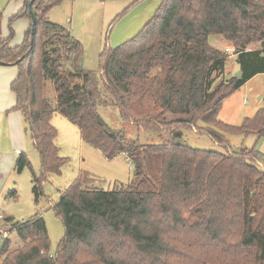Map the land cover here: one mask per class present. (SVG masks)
Wrapping results in <instances>:
<instances>
[{
    "label": "trees",
    "instance_id": "obj_1",
    "mask_svg": "<svg viewBox=\"0 0 264 264\" xmlns=\"http://www.w3.org/2000/svg\"><path fill=\"white\" fill-rule=\"evenodd\" d=\"M64 1L25 0L15 16L31 20L24 43L0 44V62L18 67L11 85L15 110L40 156L41 173L32 177L36 203L49 176L68 162L51 123L55 114L76 125L106 159L127 156L134 177L128 186L104 191L87 188L88 179L97 180L81 176L54 205L65 229L56 255L38 216L12 226L22 245L13 248L7 236L0 264H264L263 155L245 148L194 149L183 140V131L198 123L224 148L228 134L264 137V106L240 127L219 119L224 101L264 74V0H162L137 36L102 53L100 79L81 69L83 45L48 17ZM211 35L235 47L241 78L215 86L227 71L230 49L211 47ZM48 83L55 106L46 97ZM109 106L123 123L148 133L167 131L170 141L129 142L101 115ZM29 167L21 153L15 171Z\"/></svg>",
    "mask_w": 264,
    "mask_h": 264
},
{
    "label": "rangeland",
    "instance_id": "obj_2",
    "mask_svg": "<svg viewBox=\"0 0 264 264\" xmlns=\"http://www.w3.org/2000/svg\"><path fill=\"white\" fill-rule=\"evenodd\" d=\"M161 3L162 0H66L54 7L48 17L52 23L64 27L83 45V69L93 72L100 79L102 53L106 49H115L137 36ZM24 5L25 0H0V44L2 40H7L12 47L24 43L31 29V20L27 17L15 19ZM33 11L35 12L34 9ZM209 45L222 51L229 47L235 50V47L220 35H211ZM228 56L230 60L227 71L217 79L215 86L230 80L236 74L234 69L237 56L232 52L228 53ZM15 68L18 70L17 66ZM45 92L49 102L55 106L56 95L50 83ZM263 106L264 74H260L224 101L219 119L231 126L240 127L246 118L255 116ZM100 112L109 125L126 134L129 142L159 146L170 141V134L167 131L162 135L148 133L136 129L131 123H123L118 111L110 106L100 109ZM51 123L59 134L57 145L60 154L68 162L60 174L49 176L43 186V196L37 204L32 177L33 172L40 175L41 161L34 145H31L29 152L26 153L31 167L21 173H15L12 190L7 191L4 200L0 202V216L8 215L13 218L9 222L6 218L0 217V228L11 239L12 247L17 248L22 245V241L15 232L11 233L12 226L28 222L38 216L42 217L48 229L50 254L55 256L65 236L62 220L54 211V205L59 202L62 193L81 176L86 175L97 180L88 179L85 185L87 188L97 187L104 191H112L119 185L128 186L133 180L134 169L130 160H126V156L108 160L99 150L84 144L80 129L67 118L55 114ZM203 127V124L198 123L196 127L183 131L184 142L194 149L221 153L236 152L244 148L256 150L263 155V162H259L258 166L264 168V137L260 138L254 133L228 134L226 138L229 145L224 148L210 136L203 134ZM27 136L31 137L30 133ZM11 191H16L15 198L10 195ZM4 240V233H0V248Z\"/></svg>",
    "mask_w": 264,
    "mask_h": 264
},
{
    "label": "crops",
    "instance_id": "obj_3",
    "mask_svg": "<svg viewBox=\"0 0 264 264\" xmlns=\"http://www.w3.org/2000/svg\"><path fill=\"white\" fill-rule=\"evenodd\" d=\"M238 70L240 68L236 63L234 72ZM18 75L19 71L15 66H0V202L4 200L6 192L13 188L17 159L21 153L29 152L30 146L34 145L32 138L27 136L29 131L23 114L15 110L17 100L11 85ZM126 160H129L127 156ZM0 217L9 218L8 215ZM0 231L1 234L4 233L1 228Z\"/></svg>",
    "mask_w": 264,
    "mask_h": 264
},
{
    "label": "water",
    "instance_id": "obj_4",
    "mask_svg": "<svg viewBox=\"0 0 264 264\" xmlns=\"http://www.w3.org/2000/svg\"><path fill=\"white\" fill-rule=\"evenodd\" d=\"M32 14H33V16H34V11H33V8H32ZM0 66H12V64H8V63H4V62H0ZM81 69H83V65L81 66ZM235 76L236 77H238V78H241L242 77V70L240 69V70H238L237 72H236V74H235Z\"/></svg>",
    "mask_w": 264,
    "mask_h": 264
},
{
    "label": "built area",
    "instance_id": "obj_5",
    "mask_svg": "<svg viewBox=\"0 0 264 264\" xmlns=\"http://www.w3.org/2000/svg\"><path fill=\"white\" fill-rule=\"evenodd\" d=\"M228 52H232L233 55L235 54V50L234 49H230ZM4 236L7 237V234L4 232Z\"/></svg>",
    "mask_w": 264,
    "mask_h": 264
}]
</instances>
